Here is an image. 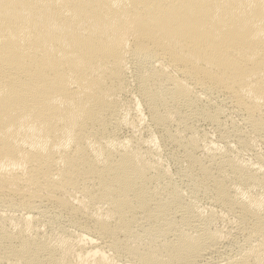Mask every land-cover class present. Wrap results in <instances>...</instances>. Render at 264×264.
Returning a JSON list of instances; mask_svg holds the SVG:
<instances>
[{
    "label": "bare ground",
    "instance_id": "bare-ground-1",
    "mask_svg": "<svg viewBox=\"0 0 264 264\" xmlns=\"http://www.w3.org/2000/svg\"><path fill=\"white\" fill-rule=\"evenodd\" d=\"M0 264H264V0H0Z\"/></svg>",
    "mask_w": 264,
    "mask_h": 264
}]
</instances>
